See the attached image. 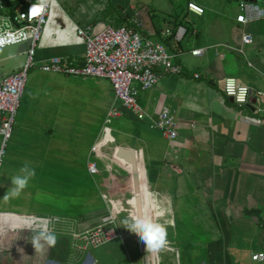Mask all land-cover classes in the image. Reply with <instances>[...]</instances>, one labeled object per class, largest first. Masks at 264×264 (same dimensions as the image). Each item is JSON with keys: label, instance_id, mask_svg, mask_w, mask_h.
Masks as SVG:
<instances>
[{"label": "crops", "instance_id": "0c3cea01", "mask_svg": "<svg viewBox=\"0 0 264 264\" xmlns=\"http://www.w3.org/2000/svg\"><path fill=\"white\" fill-rule=\"evenodd\" d=\"M123 2L113 0L112 6H129L127 13L144 24L143 34L163 42L182 66L181 75L157 69L159 83L139 93L151 117L166 107L172 110L180 136L172 142L151 120L141 121L126 110L107 79L47 75L21 117L26 126L21 145L35 177L49 178L65 190L49 200L56 215L0 211V264H180L183 255L208 264H244L246 257L249 264H264L252 259L264 252V98L254 96L250 106L240 108L224 93L229 77L264 92V20L244 27L236 21L239 10L230 20L214 15L221 0L199 2L206 7L204 16L189 13L186 0L184 8L162 18L143 12L146 7L136 6L135 12L130 0ZM82 3L88 9L84 14L68 12L60 3L54 8L37 50L40 67L54 56L83 64L85 46L76 36L77 25L90 26L101 0ZM192 16L202 21L201 30L191 23ZM159 19L164 26L156 24ZM12 27L9 11L1 13L0 32ZM168 27L174 36L165 38ZM244 34H252V44H242ZM196 37L184 49V42ZM28 47L0 50V82L23 68ZM199 48L206 53L192 55ZM112 108L122 116L109 119ZM120 150L129 158L120 157ZM91 163L99 173L90 172ZM141 205L144 217L167 230L166 242L156 251H144L140 238L122 225L139 216ZM111 215L123 237L103 247L80 248L73 233L105 223ZM53 217L61 219L57 243L36 251L34 232L25 225Z\"/></svg>", "mask_w": 264, "mask_h": 264}, {"label": "built area", "instance_id": "2783aa9c", "mask_svg": "<svg viewBox=\"0 0 264 264\" xmlns=\"http://www.w3.org/2000/svg\"><path fill=\"white\" fill-rule=\"evenodd\" d=\"M19 1L21 0H0V14L9 11L13 23L12 28L0 32V36L11 41L0 46V50L11 46L29 44L23 68L8 75L0 82V135L2 136L0 173L7 143L12 137L16 116L26 91L29 71L38 64L37 50L42 40L44 28L49 23L54 8L60 5L58 0H29L27 2L24 0L22 6L17 10V14L13 16L11 15V8ZM33 9H39V11L33 14ZM187 9L189 13L197 16L206 14V7L195 0H188ZM262 20H264V8L259 3L240 0L239 13L236 17L237 23L245 27ZM143 31L144 24L136 18L131 20V24L120 27L107 24L103 30L98 32L91 26L81 27L77 25L76 36L79 42L85 46L83 64L54 56L43 62L40 69L52 74L60 73L109 80L114 88L116 98L126 110L133 113L141 121L151 120L153 126L164 137L173 142L180 136L179 122L175 114L169 107H166L156 118L151 117L140 103L139 93L140 90H152L159 83L161 73L181 75L183 69L176 62V56L168 50L163 42L146 37ZM162 36L165 38L174 36V30L168 27L162 32ZM252 43V34L242 36L243 45ZM225 46L238 53H245L242 47L238 48L227 44ZM206 51L205 48L194 49L192 55L201 56ZM157 69H161L162 72L158 73ZM199 77L200 75L196 74V78ZM241 89H246L243 102L237 100ZM224 93L227 97L232 98L240 108L250 106L254 96L264 98L263 91H254L251 87L242 85L234 77L226 79ZM122 114L121 110L112 108L108 113V118L120 117ZM96 151L97 147L95 146L94 152ZM166 165L173 167L172 162H167ZM89 170L92 174L100 172L95 163L89 164ZM50 222L49 227L55 231L58 224L61 223V219L53 217ZM3 236L4 231L0 227V243ZM121 237H123L122 230L112 215L111 219L105 223L82 232L73 233V238L79 241L78 246L82 249L103 247ZM252 259L258 262L264 261V252L253 254Z\"/></svg>", "mask_w": 264, "mask_h": 264}, {"label": "rangeland", "instance_id": "374dc122", "mask_svg": "<svg viewBox=\"0 0 264 264\" xmlns=\"http://www.w3.org/2000/svg\"><path fill=\"white\" fill-rule=\"evenodd\" d=\"M25 1L27 2L29 0H25ZM58 1L64 8L67 9L68 12L71 11L72 9L79 10L81 14H84L88 11L87 7L85 8L82 5L83 4L82 2L85 0H58ZM123 1H127V0H120L121 3H124ZM196 1L198 3L199 2L201 3L202 1L205 0H196ZM239 1L240 0H229V1L221 0V2H218L217 5L215 4L214 6L215 10H213L214 12L213 14L215 15V12H217V14H219L220 16L223 15L222 17H224V19L230 20V17L236 15V13L239 10V3H240ZM185 2L186 0H175V1L174 0H130V3H132L131 5H134L135 8L133 11L136 12L137 10L136 6H140L139 8L146 7L145 8L146 10L143 12L148 13L147 10H151L152 13H157L160 16V18H162L166 13H172L173 11L179 8L180 9L184 8ZM112 3L113 0H103V1L101 0V3H98L100 9L95 14L94 19L91 20V24H89L92 28L96 30V32L103 30L107 24H110V21L112 20L113 17H117L119 15L120 11L113 10ZM260 5L262 8H264V4H260ZM126 7L127 8H125V6H122V7H118V9L126 14L129 6ZM191 19H192L191 23L197 28V30H201L203 27L202 21L196 16H192ZM156 24L158 26H164L162 19L157 20ZM81 27H87V26H81ZM197 39L198 38L196 37L195 39L194 38L189 39L190 42L185 41L183 44L184 49H189V47H192L194 40ZM214 41L217 42L218 40L215 39ZM15 47L16 46H11V47H7L6 49L15 48ZM49 74L51 75V73H44L40 69V64H37L29 71L28 83L24 94L25 96L22 98L21 107L16 116V123L14 125L12 137L7 143L6 154L4 156L3 166L0 173V211H15L18 213L35 214L42 216L56 215V210L50 207L49 200H54L53 197H56L55 195L56 193L61 195L64 188H60L57 185L50 184L49 178H46L44 180H38V178L34 177L29 181L28 187L22 192V194L19 197L11 198L8 200L3 199L4 196L7 194L8 190L12 187L10 177L20 174V169L25 164H27L26 163L27 157L25 156L27 152L25 147L21 145V143L25 138L26 126L25 124L23 126L21 117L23 118V116L26 114L27 108L30 106V103L33 101L32 94L35 91H38L39 88H41V85L47 78L46 76ZM109 119L113 120V118H109ZM1 145H2V136L0 135V147ZM28 164L29 166L34 168L33 164L30 163ZM100 168L104 170L102 164H100ZM99 176L100 175L96 177L98 180L100 178ZM71 183L73 184L72 180ZM247 254L249 255V253ZM202 261L208 264V260L206 259L205 260L195 259V258L186 259L185 255H183L180 264H200ZM242 261L244 264L247 263L249 264L248 257L242 259Z\"/></svg>", "mask_w": 264, "mask_h": 264}, {"label": "clouds", "instance_id": "9594fccd", "mask_svg": "<svg viewBox=\"0 0 264 264\" xmlns=\"http://www.w3.org/2000/svg\"><path fill=\"white\" fill-rule=\"evenodd\" d=\"M11 41L0 36V46ZM246 89H241L237 100L243 102L245 99L244 93ZM36 175L35 169L25 164L20 169V174L10 177L12 187L4 196V200L19 197L22 192L28 187L29 181ZM50 221L43 219L37 224L28 223L25 227L34 232L31 243L36 251H40L45 245L54 247L57 243V234L49 227ZM122 225L135 233L140 240L146 244L148 251H156L166 242L167 230L163 224L155 222L151 217L137 216L131 220L125 219Z\"/></svg>", "mask_w": 264, "mask_h": 264}, {"label": "trees", "instance_id": "16d2710c", "mask_svg": "<svg viewBox=\"0 0 264 264\" xmlns=\"http://www.w3.org/2000/svg\"><path fill=\"white\" fill-rule=\"evenodd\" d=\"M23 3H24V0H21L17 3H15L13 5V7L11 8V15L15 16L17 14V10H19V8L22 6ZM112 8H113V10L120 11V13L117 17L112 18V20L110 21V24H112L116 27L131 24V20L133 19V17H132V15H130V13L125 14L121 10L117 9L115 6L114 7L112 6Z\"/></svg>", "mask_w": 264, "mask_h": 264}, {"label": "water", "instance_id": "95a60500", "mask_svg": "<svg viewBox=\"0 0 264 264\" xmlns=\"http://www.w3.org/2000/svg\"><path fill=\"white\" fill-rule=\"evenodd\" d=\"M249 1V0H248ZM251 2H256V3H258V0H250ZM125 153H124V151L123 150H120V152H119V156L120 157H122V158H129V156L127 155H124ZM128 154V153H127ZM132 157L130 158V161L132 162V164L134 165V169L135 170H137L138 169V167H137V163H136V161H135V159H134V157H133V155H131ZM140 215H143L144 216V212H143V210H142V205L140 206V210H139V216ZM142 244H143V249H144V251H146L147 250V246H146V244H144L143 242H142Z\"/></svg>", "mask_w": 264, "mask_h": 264}, {"label": "snow or ice", "instance_id": "6c2138e0", "mask_svg": "<svg viewBox=\"0 0 264 264\" xmlns=\"http://www.w3.org/2000/svg\"><path fill=\"white\" fill-rule=\"evenodd\" d=\"M39 11V9H33L32 12L33 14H36Z\"/></svg>", "mask_w": 264, "mask_h": 264}]
</instances>
